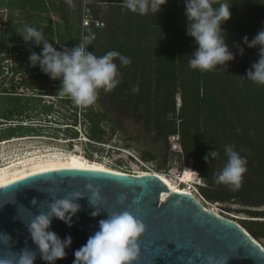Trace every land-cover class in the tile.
<instances>
[{
	"label": "rangeland",
	"instance_id": "1",
	"mask_svg": "<svg viewBox=\"0 0 264 264\" xmlns=\"http://www.w3.org/2000/svg\"><path fill=\"white\" fill-rule=\"evenodd\" d=\"M122 1L112 4L104 0H72L70 6L67 0H0V91L4 86L9 91H16L17 95L31 97L32 101L38 104L30 107L24 101L7 102L13 106L8 111L12 112L15 118L14 121L3 120L1 123H4L0 124V137L5 139L0 142V166L4 164L5 159L13 157L28 159L34 156L36 158L77 152L90 161L103 163L111 169L129 174L148 170L171 177L175 175L171 171L173 168L180 174L184 168H189L200 177L195 175L192 183L185 188L189 187L191 193L206 208L237 222L248 233L249 228L257 232L259 236L256 240L264 248V180L260 173L264 171V165L259 161L261 156H264V113L256 111L250 103L244 102L246 104L242 109L235 111L223 107L221 113L212 114L213 108L202 99L203 89L200 88L198 94L190 81L185 82L188 87V106L183 108L181 76L173 82V89L169 90L164 74L156 71L157 64L152 62L153 58L151 63L146 62V67L143 62L149 59L144 55V47L154 43V48L159 43L153 39L158 38L157 27L160 21L164 20L163 12L167 9L179 14L184 1L168 0L160 13L147 15L130 11ZM238 1L230 4L238 6V13H233L231 18V23L234 24L232 26H238V34L235 41L227 42L236 58L228 62L226 68L220 66L222 72L228 69L230 85L220 77L221 70L217 74L219 68L211 72V77H219L221 80L220 83L212 80V85L224 106L229 105L228 98L234 93L242 94V90L255 85L264 87L247 79V71L257 58L254 52L252 55L253 48H248L243 43L244 36L251 40L257 31L264 29V0H248L243 6ZM34 8L40 10L33 11ZM9 9L13 12L12 19L6 21ZM86 17L102 23L97 27L98 30L93 32L96 38L89 45L90 52L102 56L110 50H116L131 60L129 65L119 67L121 77L126 81L124 90L120 86L122 82L111 92L101 90L94 104V109L101 119L99 126L107 131L103 143L98 146H89L86 139L90 138V125L85 121L83 109L82 114L78 113L79 139H68L71 136L66 132L65 124L73 123L75 106L60 101L61 97H66L67 94L55 96L52 93H59L61 81H53L45 75L48 81L37 82L36 79L41 73L36 67H32L29 56L32 51L39 54L42 45L38 47L34 43L25 42L20 35L25 26H33L42 31L45 39L51 43L53 31L56 37H53L56 41L53 46L59 47L57 37L61 29L59 39L69 45L74 41L75 47L85 35L92 32V28H83ZM176 20L181 21L179 16ZM174 29L178 30V27L175 26ZM148 30H155V36L151 31L148 34ZM146 36L151 38L150 41L146 40ZM177 37L176 33L175 39H171L175 42L171 45L170 53L176 63L182 60L189 63L190 55L194 51H183ZM164 40L166 43L170 41L168 35ZM137 42L144 48L141 54L139 53V59L135 49L130 53L125 52L127 44ZM236 43L244 47L243 56L234 47ZM152 46L149 49H152ZM11 57H24L27 62L21 65L20 61L16 62ZM115 62L119 65L118 59ZM16 65L21 69L18 70ZM140 71L145 73L148 82L141 79ZM127 84L129 85L126 86ZM137 85L139 91L133 92V87ZM49 87H55L54 91ZM41 94H45L42 101L33 100ZM46 105H52L53 112H47L44 108ZM17 124L32 125L36 132L24 137L5 138L8 135L3 132L7 127ZM183 126L186 127L184 136ZM4 141L8 143L2 145ZM226 145H233L234 150L247 159L248 171L244 175L242 186L236 190L217 183L215 179L227 162L224 151ZM111 147L114 149L109 150ZM118 149L121 151H116ZM214 150L219 153L218 157H209L206 162V154ZM250 200L261 203V206H248L246 203ZM247 211L255 212L256 215H250Z\"/></svg>",
	"mask_w": 264,
	"mask_h": 264
},
{
	"label": "clouds",
	"instance_id": "2",
	"mask_svg": "<svg viewBox=\"0 0 264 264\" xmlns=\"http://www.w3.org/2000/svg\"><path fill=\"white\" fill-rule=\"evenodd\" d=\"M67 2L72 6V0ZM124 3L130 11L147 15L160 13L168 0H124ZM184 6L188 20L187 34L194 38L197 45L196 50L190 55L189 66L201 72H211L220 68L219 66L226 68L228 62L236 58L227 43L223 29V25L231 19L232 6H229L227 0H219V2L218 0H184ZM20 35L25 42L34 43L38 47L42 45L39 54L35 51L30 53L29 61L32 67L38 66L53 81H61L59 94H67L74 104L80 107L94 105L101 90L113 91L121 82L119 67L131 63L129 57L116 50H110L102 56L90 52L89 45L96 38L93 32L85 35L77 46L71 49L63 48L62 51L54 47L45 39L44 33L33 26H25ZM243 43L248 48L259 50V59L247 71V79L264 85V29L251 40L248 36H244ZM234 47L241 56L245 54L244 47L239 43ZM117 59L119 65L115 62ZM138 91V85L134 86L133 92ZM76 130L78 131L77 128ZM111 149L114 148L111 147L109 150ZM116 151L120 152L121 149ZM224 151L227 162L215 177L216 182L232 190L239 189L248 171L247 159L234 150L233 145H226ZM218 155L219 153L214 150L204 159L208 162L209 157L215 159ZM171 171L175 174L176 169L173 168ZM183 173L199 176L197 172L188 168H184ZM87 191L90 193V196H87L89 207L92 209L90 215L97 218L106 212L107 216L99 220V229L89 236L86 244L75 250L73 264H135L140 255L138 241L146 230L144 223L129 211H110L100 190L94 185L88 184ZM84 197L86 196L78 191L66 198L53 195L48 211L31 213L28 209L31 219L26 227L36 249L25 247L19 252H12L10 258H0V264H35L38 253L40 259L47 264H56L58 260L64 259L67 255L66 249L73 244V238L68 235L62 239L52 231V221L56 218L72 227L74 218H78V214L82 211L78 201ZM31 203L33 207H39L40 200L33 198ZM12 243L9 234L0 232V244L11 249ZM200 256L201 253L197 252L196 258ZM226 261L222 264H226ZM188 264H196V259L189 257ZM206 264H218V261L215 257L209 256L206 258Z\"/></svg>",
	"mask_w": 264,
	"mask_h": 264
},
{
	"label": "water",
	"instance_id": "3",
	"mask_svg": "<svg viewBox=\"0 0 264 264\" xmlns=\"http://www.w3.org/2000/svg\"><path fill=\"white\" fill-rule=\"evenodd\" d=\"M88 184L100 190L110 211H129L144 223L135 264H188L189 257L195 258L196 264H206L209 256L218 264L225 260L226 264H264V249L241 225L209 211L192 194L172 191L157 175L71 168L34 173L0 187V232L13 241L11 249L0 244V258H10L12 252L25 247L36 249L26 227L31 219L28 209L46 212L53 195L66 198L78 191L86 197L78 201L82 211L73 226L54 218L51 229L62 239L73 238L66 257L56 264H73L75 250L86 244L99 229V220L107 216L106 212L97 218L90 215ZM163 193L168 194L164 200ZM33 198L40 200L39 207L32 206ZM35 264L47 262L38 253Z\"/></svg>",
	"mask_w": 264,
	"mask_h": 264
},
{
	"label": "trees",
	"instance_id": "4",
	"mask_svg": "<svg viewBox=\"0 0 264 264\" xmlns=\"http://www.w3.org/2000/svg\"><path fill=\"white\" fill-rule=\"evenodd\" d=\"M105 2L108 3H112V4H116V3H121V0H104ZM184 1V0H183ZM246 1L248 0H239L238 3L241 4L242 6L244 4H246ZM29 2V1H28ZM124 2V0L122 1ZM219 2V0H218ZM227 2L229 3V6L231 7L230 4H234L235 0H227ZM28 3H26L27 5ZM25 5V4H24ZM54 7L56 6V3L53 4ZM45 6V5H44ZM238 9V6H232L231 8V13H236ZM39 11L40 9H35L33 11ZM243 12H244V7H243ZM238 13V12H237ZM180 17L181 21H177L176 18ZM234 15L231 16V18H233ZM162 18L165 20L160 21L159 27H157V39H153V41L159 42L157 43V46L153 48V44H150L149 47L152 46V49H149L148 46L144 47L145 48V56H148L149 59L145 60L143 62V66L146 65V62L151 63L154 61L157 65V72L158 73H163L164 77L166 78V82L169 84V90L173 89V82L176 81L179 77V75L181 76V79L183 80V85H182V91H183V100H184V107L186 108L188 106V101H187V94L188 93V87L186 85V81H190L192 82V84L195 86V91L198 93V91L200 90V88L203 89V100H205V102L207 104H209V106H211L213 108V110L211 111L212 114L213 113H221L223 110V107H229V109H233V110H239L243 108V105L246 104L247 102L250 103V105H252V107L256 110V111H261L262 113H264V87L255 85L252 88L248 87V89H246L245 91L242 90V94H233V96H231V98L229 97V105L224 106L223 103L220 102V96L219 94L216 93V91L213 88L212 85V80H214L217 83H220V79L219 77H211L212 76V71L211 72H201L197 69H193L189 66V63L186 61H181L180 63H176L174 60V57L172 56V54L170 53V51H172V47L171 45L175 42V41H171L172 38L175 39V35L176 33L178 34V40L180 42V45L182 46V50L187 52L186 50L190 49L191 53L192 51H195L197 48V45H195V41L194 38L190 37L187 34L186 28H187V24H188V20L187 17L185 15V6L183 5L179 11V14L175 13L174 11L171 10H165L162 14ZM167 18H169V20L167 21ZM236 21V20H234ZM227 24L223 25V29L226 33V37H227V42H233L236 40V35L237 33V27L238 26H232L234 24L231 23V19L226 22ZM178 27V30H175L174 27ZM139 27V26H138ZM63 29V28H62ZM139 29V28H138ZM51 30V29H50ZM98 29L95 27H92V32L97 31ZM153 33V36H155L156 31L155 30H148V34ZM155 31V32H154ZM52 33V37H51V43L55 44L56 41H54V38H56L53 34V31H51ZM60 33H62L61 29H59V36L57 37V39L59 40V47H57V45L55 46L58 50H63V48H73V43L69 44H65L62 42V40H60ZM155 33V34H154ZM258 33V31L256 32ZM255 33V34H256ZM168 35V38L170 39V41L168 43L165 42L164 38L165 36ZM54 37V38H53ZM251 38H254L251 37ZM149 39V40H148ZM150 37L146 36V40L150 41ZM69 45V46H68ZM142 48V45H140V42H137L136 44H127L126 48H125V52L126 53H130V51L132 49H135L137 54L136 57L139 59V57H141L139 55V53L141 54L142 50L144 49ZM149 50V51H148ZM252 51V55L254 52V55H256L257 61L259 59V50L258 49H251ZM153 52V53H152ZM168 52V55H166ZM169 57H172L171 59ZM250 57V56H249ZM12 59L16 60V62L20 61V64L22 65L23 63L27 62V59H25L24 57H11ZM256 61V62H257ZM153 62V63H154ZM186 62V63H185ZM15 67L19 68V65H16ZM146 67V66H145ZM220 67V66H219ZM221 68V67H220ZM217 69V74L220 73L219 71L221 69ZM21 68H19L18 70H20ZM37 70H39V72L41 73L40 77H37V82H46L48 81V78L45 77V74L40 70L39 67H36ZM136 69L138 70L139 68L136 66ZM194 71H191V70ZM136 70V73H137ZM35 71V70H34ZM228 69L226 71L221 70V74L220 77L224 78V82H226L227 85H230L229 83V78H228ZM216 73V72H215ZM216 74V75H217ZM43 75V76H42ZM140 77L141 79L144 80V82H148V78H145V73H143L142 71H140ZM122 76V75H121ZM36 78V77H35ZM121 87H124V83L126 81H124L123 77H121ZM135 78V77H134ZM126 80V79H125ZM57 82H60L59 80H56ZM140 82V80H139ZM20 86L22 84H19ZM129 84H127L126 86H128ZM138 85H140V87L142 86L141 83H139ZM36 86V84H35ZM133 86H131L130 88L132 89ZM32 88L33 85H32ZM50 88V87H49ZM55 87H52L50 89H52L54 91ZM34 90V89H33ZM124 90V88H123ZM55 92V91H54ZM52 92L55 96L58 95L59 93H57V91L54 93ZM199 94V93H198ZM45 94H41V96L33 99L35 101H42L41 99H43L42 97ZM48 95V94H47ZM10 100H14V101H24L26 102V105L30 106V107H35L38 106V104H36L34 101H32L31 97L28 96H24V95H17L16 91H9L8 88L5 89L4 86H2V89L0 91V102H1V108H0V124L1 121L5 120V121H14V115L12 112L8 111V109H12L13 106L11 107L9 105ZM60 101L66 104H72L74 105V109H73V113L75 114V118L73 120V123H66V132L68 134H70V138L68 139H78L79 138V133L77 132L76 128H78V113H81V110L83 109L84 112V116H85V121L90 125L89 130V140L91 142H89V146H93L99 144V143H103L104 141V137L105 134L107 133L106 129L102 128L99 126V123L101 122V119L99 117V113L97 111H95L94 109V105L89 106V107H79L77 105L74 104V102L72 101V99L69 96H64L61 97ZM246 102V103H244ZM44 108L47 110V112L51 113L53 112V106L52 105H46L44 106ZM185 110V109H183ZM82 114V113H81ZM22 121V120H19ZM8 123V122H7ZM82 125V124H81ZM188 125V124H187ZM186 127L183 126L182 128V133L184 136V131H185ZM36 132V129L34 128V126L32 125H27V126H23V125H16V126H8L7 129L3 132L5 134L8 135V137H5L7 139H11L13 137H24V136H29L31 133ZM73 132V133H71ZM27 134V135H24ZM58 138V137H57ZM5 139H1L0 137V142L3 141ZM264 149V147H263ZM262 149V150H263ZM264 152V150H263ZM207 155V154H206ZM261 156V155H260ZM260 163H262L264 165V156H261L260 158ZM262 174L261 177H263L264 180V171L260 172ZM240 197V196H239ZM246 204H248V206L251 207H257V206H261V203L250 200L248 201ZM248 214L250 215H256L255 212L252 211H247ZM264 214V213H263ZM249 233L252 235V237L256 240V238L259 236L257 232H255L253 229L249 228L248 229Z\"/></svg>",
	"mask_w": 264,
	"mask_h": 264
},
{
	"label": "bare ground",
	"instance_id": "5",
	"mask_svg": "<svg viewBox=\"0 0 264 264\" xmlns=\"http://www.w3.org/2000/svg\"><path fill=\"white\" fill-rule=\"evenodd\" d=\"M7 143L8 141H4L2 145H6ZM63 168L88 169V170L114 172V173H119V174H129V173H124L118 170L111 169L110 166L107 167L103 163H98L96 161H90L89 159L81 155V153L79 154L77 152L67 154V155L53 154L49 156L46 155L44 157L36 156V158L34 156L33 158H28V159H23L22 157L14 159L13 157L11 159L10 158L5 159L4 164H1L0 166V187L7 183H10L12 181L20 179L22 177H26L34 173H39L42 171H47V170H52V169H63ZM149 173L159 176L170 187L172 191H178V192L181 191V192H187L189 194H192L188 190V188H185V186L192 183L195 177L194 174H191V173L184 174L182 172L177 177H176V173L174 176L167 177L158 172H149ZM143 174H147V173L139 171V172H136V174L134 175H143ZM167 196H168L167 193H163L162 199L164 200ZM208 210L212 211L210 209ZM212 212L216 213L214 211Z\"/></svg>",
	"mask_w": 264,
	"mask_h": 264
},
{
	"label": "built area",
	"instance_id": "6",
	"mask_svg": "<svg viewBox=\"0 0 264 264\" xmlns=\"http://www.w3.org/2000/svg\"><path fill=\"white\" fill-rule=\"evenodd\" d=\"M101 22L100 21H98V20H93V19H90L89 17H86L85 19H84V21H83V28L86 30H88L89 28H92V27H95V28H97V27H100L101 26ZM142 172H144V173H149L150 171H148V170H146V171H142ZM176 177L178 176V175H180V173L176 170ZM199 177H200V175H199ZM188 190L191 192V190L189 189V187H188ZM196 199H197V197L194 195V194H192ZM198 200V199H197ZM199 201V200H198ZM200 202V201H199ZM255 240V239H254ZM256 241V240H255Z\"/></svg>",
	"mask_w": 264,
	"mask_h": 264
},
{
	"label": "flooded vegetation",
	"instance_id": "7",
	"mask_svg": "<svg viewBox=\"0 0 264 264\" xmlns=\"http://www.w3.org/2000/svg\"><path fill=\"white\" fill-rule=\"evenodd\" d=\"M10 12V13H9ZM13 12L9 9L7 14H6V21H11ZM2 27V24L0 25ZM2 30V29H1ZM72 143V142H71Z\"/></svg>",
	"mask_w": 264,
	"mask_h": 264
}]
</instances>
